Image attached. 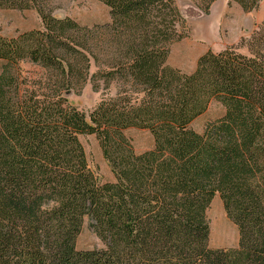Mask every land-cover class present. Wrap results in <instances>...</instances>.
<instances>
[{
    "label": "trees",
    "instance_id": "1",
    "mask_svg": "<svg viewBox=\"0 0 264 264\" xmlns=\"http://www.w3.org/2000/svg\"><path fill=\"white\" fill-rule=\"evenodd\" d=\"M97 1L111 22L88 27L49 0H0L42 22L0 36V264H264V21L184 73L168 64L185 23L177 0ZM191 1L208 15L217 0ZM233 1L252 13L263 0ZM89 82L106 97L85 113L67 94ZM212 103L223 117L197 132ZM130 128L154 148L137 154ZM86 135L115 182L90 169ZM217 195L238 249L209 245ZM86 218L105 248H77Z\"/></svg>",
    "mask_w": 264,
    "mask_h": 264
},
{
    "label": "rangeland",
    "instance_id": "2",
    "mask_svg": "<svg viewBox=\"0 0 264 264\" xmlns=\"http://www.w3.org/2000/svg\"><path fill=\"white\" fill-rule=\"evenodd\" d=\"M49 1L53 15L58 18L69 17L88 27L111 22L109 9L97 0ZM177 3L185 23L180 29L182 38L175 42L171 48L168 64L184 73H192L196 69L199 58L208 50L219 53L230 47H238L242 39L249 38L264 21V0L259 9L252 13H245L233 0H217L208 15L196 8L191 0H177ZM41 24V18L35 10L0 11V36L6 38L39 29ZM205 24L210 28L207 26V29L204 30ZM2 65L0 62V73ZM23 70L29 73L34 69L31 65L25 64ZM95 71L96 68L93 65L92 73ZM113 93H115L114 90ZM104 97H106L105 90H95L91 82L81 91L67 94L69 103L85 113L92 112ZM224 113L225 110L220 104L212 103L208 111L194 122L192 128L202 133L208 124L221 119ZM125 134L137 154L154 148V139L146 130L130 128L125 131ZM80 139L86 151L89 167L99 181L102 183L115 182V177L109 163L104 158L97 136L86 135ZM207 219L210 225L209 245L211 248H239L238 228L228 218L219 195L214 198L207 210ZM105 247V244L91 228L90 219L86 218L77 240V248L79 250H93Z\"/></svg>",
    "mask_w": 264,
    "mask_h": 264
},
{
    "label": "bare ground",
    "instance_id": "3",
    "mask_svg": "<svg viewBox=\"0 0 264 264\" xmlns=\"http://www.w3.org/2000/svg\"><path fill=\"white\" fill-rule=\"evenodd\" d=\"M207 24H208V23H207ZM209 24H210V23H209ZM207 26H208V25L205 24V26H204L205 28L203 27V29H204V30L207 29V28H206ZM208 27H209V26H208ZM209 28H210V27H209ZM209 28H208V29H209ZM203 29H202V30H203ZM209 31H210V30H209ZM206 32H208V30H206ZM206 32H205V33H206ZM209 33H210V32H209Z\"/></svg>",
    "mask_w": 264,
    "mask_h": 264
}]
</instances>
